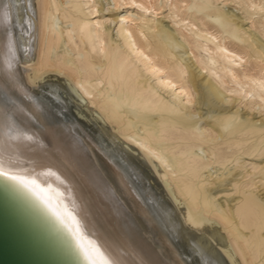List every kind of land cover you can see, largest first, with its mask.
Segmentation results:
<instances>
[{"label": "bare ground", "instance_id": "1", "mask_svg": "<svg viewBox=\"0 0 264 264\" xmlns=\"http://www.w3.org/2000/svg\"><path fill=\"white\" fill-rule=\"evenodd\" d=\"M146 1L127 4L158 15L156 0ZM218 1H167L169 19L178 18L180 7L190 11L192 20L181 17L174 24L204 59L199 52L180 51L181 42L162 35L161 21L150 23L139 14L111 20L118 24L119 48L108 39L109 28L103 29L108 12H98L95 0H0V182L74 264H93L85 253L95 255L97 248L108 264H264V191L263 197L244 191L239 205L225 209L210 196L208 180L193 181L212 161L222 169L234 155L211 149L207 160L191 157L196 142L214 141L221 131L198 126L193 133L182 117L154 124L150 116L190 114L198 93L208 111L216 110L232 89H220L213 67L240 87L233 89L236 96L264 107V45L236 26L233 14L212 7ZM237 4L246 19L264 12V0ZM204 19L238 47L231 48ZM247 56L253 68L259 67L255 74L243 67ZM143 75L171 95L168 106L139 81ZM59 91L75 107L85 106L87 120L73 115L71 102ZM220 116L228 134L252 132L235 124L234 114ZM186 170L190 177H173ZM229 175L234 177L230 169Z\"/></svg>", "mask_w": 264, "mask_h": 264}, {"label": "rangeland", "instance_id": "2", "mask_svg": "<svg viewBox=\"0 0 264 264\" xmlns=\"http://www.w3.org/2000/svg\"><path fill=\"white\" fill-rule=\"evenodd\" d=\"M95 1L97 3L96 8L97 9L99 8L98 12L100 11V8H103V12H106V13L108 12L104 18V20L105 19L106 20L105 21L103 20L104 21L103 22V29L107 30V27L109 28L110 31H108L107 37H109L108 39H111L114 43H116L119 48L122 47L123 42L121 41V39H119V37L117 35V25L118 24L115 26V22L113 23V22H111V20L113 19V17H116V16H119L120 18H122L123 15H129L130 14L132 16H134V15L136 16L139 14V15L145 16V20H148V21L150 20V23L152 21H154V22L161 21V23H162L160 25L162 27L161 31L162 30L164 31V33L162 35H167V34L172 35L175 38V40L181 42V44H183V46L179 48L180 51L187 50L188 53L191 51L197 52V53L199 52L201 55L204 56V59L207 58L204 54H202L201 51H199V50L195 51L193 44L188 45L187 42H185L184 38H182V36L180 37V35L178 33L179 32L178 28L174 24L181 17H186V20L187 19L192 20L191 18H193V17L190 15V11L186 10L185 7H180V12L178 13V18L173 19L170 17V19H169V16L172 15V12L168 9V5H167L168 0L165 1L166 6H164V1H162V0H156L155 1L156 5L161 6V9L157 11L159 13L158 15L155 14V12H153L152 10L145 12L139 7H136L134 5L131 6V5L127 4V0H116L117 2L114 0H95ZM149 1L150 0H147L146 2H149ZM237 3H238V0H219L216 3H213L212 7L219 8V10H221V12H223V13L226 12V13L233 14L236 18L234 21V24H237L236 26H238V24H240L242 29H245L247 31V34H250V36H254L255 38H258L261 41V43L264 45V38H263V34H262V30H264V12L253 14L251 19H246L248 17V15L245 13L242 6L240 4H237ZM118 5H119V7H118ZM87 9L89 10V8H86V9L84 8L83 12L86 13ZM97 15H98V13H97ZM108 19L110 22L108 21ZM106 21H108V22H106ZM204 22L209 27H212L210 30L214 33L216 32L215 34H217L219 37H221V38L226 37V33L224 32V30L219 28L213 22H211V19H204ZM65 25L60 24L58 26L61 27V26H65ZM213 25H215V26H213ZM159 33H160V31L156 32L157 35H159ZM244 36L245 35H243L242 37L245 38ZM225 39H226L225 40L226 43L229 44V46L233 49H236L238 47L237 45L240 44V43L234 44L235 42L231 41V39H229V38H225ZM187 40L191 41V40H189V38ZM168 47L172 50V52H175V50L173 48H171L170 46H168ZM57 51L60 52L61 49H58ZM74 54L70 53L71 59H73V60H75ZM251 55H252V53L249 54V56H251ZM249 56L245 57V60H247V63L243 64V67L248 72L255 74L259 70V67H257V68L254 67L255 69L252 67V62L249 59ZM33 57H35V53L33 54ZM191 60H193V59L191 58ZM262 63H264V60H262ZM136 66H137L136 67L137 71H139L141 69V68H139L140 66L139 65H136ZM246 66H248V67H246ZM250 67H251V69H250ZM213 68H215L214 70L217 71L216 76H213V78L221 86L220 89H223V90L232 89V91H227L223 94V96H225L223 99V102L217 104L216 110H214L212 113L210 111H208L207 108L204 107V105H202L200 103V97H199L200 94L198 93V95L197 94L194 95L193 102L190 104V106L192 108H194L193 110H191L192 113H190V114H185V113L181 114L177 111L170 112V114L155 111V112H152L150 114V116L152 117V123H154V124L161 122L163 118L167 119V118H172V117L174 118L177 116L182 117L183 120L189 121V124H187V125L192 128L193 133H195L194 128H199L198 126L206 127V129L214 127V129L221 131V133H220L221 135L217 137L218 140L216 138V139H214V141L207 142V143H204V142L202 143L200 141L196 142V146L191 147V150H190L191 154L190 155H191V157H196L195 155H197L201 158H205L203 160H207V158H209L207 155V151L211 150V149L213 151L221 150L225 154V157H228L229 154L233 152L234 155L229 158V161H227V163H225V165H224V167H222V169H221V167H219V165L216 162L213 163V161H212L210 165H208L204 170H202L201 175H199L198 177L193 179L194 183H198L200 181H202V183H203V182H206L208 180V182H206L204 184L207 188L211 189L210 190V196L215 195L213 201L215 203H217L219 206H221L222 208L228 209V207L230 208L231 205L235 206V207L237 205H239V203L237 201L241 199V193L244 191L245 192L249 191L258 197H263L262 192L264 191V189H263L264 181L260 180V179L264 177V111H263L264 107L258 106V108H257V105L256 106L253 105L252 104L254 101L253 98L249 100V98L245 99L243 97L236 96V94H234V92H233V89H235V88L238 89L240 87H238L234 83L229 82L228 75L223 73L220 70V68H218V67H213ZM240 69L238 68L239 73L241 71ZM191 72L195 73L194 67L189 70L190 74H191ZM53 74L57 75L60 79H63L64 81H65V79H68L64 75L56 74V73H53ZM203 74L205 76H207L206 73H203ZM218 74L220 75L219 77H221L222 81L224 79L223 82H225V84H222L219 81ZM139 81H141V82L146 81V84H149L150 86H152L153 88L152 87L151 88L153 89V91H155L156 96L159 97V99L163 103H165L167 106L172 102L173 98H169L171 96L170 94L168 95L167 93H165V91H163L160 88H157L156 85H154V83L156 81L155 78L148 79L147 76L143 75V77H141L139 79ZM228 85H231V86L229 87ZM59 95L63 98H65V97L68 98L67 100L69 102H71L70 103L71 111H72L73 115L75 117H77V119H78V117H80V119H83V121L87 120V116H85V114H84L85 106L81 102H79V106L75 107L74 103L72 102L70 97H68L66 95V93L59 91ZM248 100H249V102H248ZM81 107H83V109ZM218 107H219V109H218ZM218 110H220V111H218ZM76 112L80 113L81 115H76L75 114ZM223 113L224 114H227V113L234 114L235 118H236L235 124H242L243 123L248 130L252 129V132L242 131L241 133L228 134V129H226V127L220 123V117H221L220 115H223ZM216 114H217V116H216ZM201 115H202V117L200 118L199 116H201ZM89 120H91V119L89 118ZM134 121L136 124V128L137 127L140 128L141 127L140 123L137 122V120H134ZM85 124L86 125L88 124V126H90L92 130H94L96 128V126H91L92 124L87 123V121ZM140 133H142V131ZM179 136L183 137L181 135H179ZM181 141H183L184 144L186 143V141H184V140H181ZM207 146H209V147H207ZM122 147L127 149V147L124 144H122ZM126 152L133 153L132 155L135 156L134 152L129 150V148L126 150ZM176 153H178V151H176ZM259 153H260V155H258ZM203 155H207V156H203ZM237 159H238V161L236 163L235 160H237ZM218 169H220V170H218ZM229 169L234 173V177H231V175L227 176V172L229 171ZM207 175H209L208 178H207ZM216 175L218 176L217 178H216ZM186 176L187 177L191 176L187 170L173 174L174 178H179V177L186 178ZM258 179L261 182H258L259 181ZM164 181L166 183L170 182V180L167 179V177H165ZM233 181L235 182L236 185L233 183ZM239 181H240V183H239ZM158 182L159 181L157 180V183ZM227 182H229V183L227 184ZM212 183L214 184L213 186H211ZM249 183H251V184H249ZM252 183H255V184H252ZM258 183H259V185H258ZM160 185H161V182H160ZM167 185H168V188L170 190H173V187L171 184H167ZM249 185H251V186H249ZM161 186L164 188V185H161ZM228 194H230V195H228ZM234 198H236V199L234 201H232L231 199H234ZM225 201H227V202H225ZM262 234L264 235V231Z\"/></svg>", "mask_w": 264, "mask_h": 264}, {"label": "water", "instance_id": "3", "mask_svg": "<svg viewBox=\"0 0 264 264\" xmlns=\"http://www.w3.org/2000/svg\"><path fill=\"white\" fill-rule=\"evenodd\" d=\"M0 264H74L39 220L1 182Z\"/></svg>", "mask_w": 264, "mask_h": 264}, {"label": "snow or ice", "instance_id": "4", "mask_svg": "<svg viewBox=\"0 0 264 264\" xmlns=\"http://www.w3.org/2000/svg\"><path fill=\"white\" fill-rule=\"evenodd\" d=\"M86 256L88 259L93 261V264H108V262L104 259L103 254L100 252V250L97 248L95 255L90 254L86 251Z\"/></svg>", "mask_w": 264, "mask_h": 264}]
</instances>
